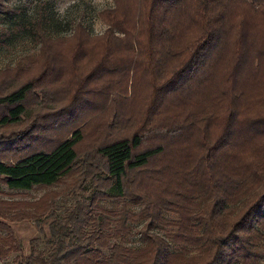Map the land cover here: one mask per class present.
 <instances>
[{
	"label": "trees",
	"instance_id": "trees-1",
	"mask_svg": "<svg viewBox=\"0 0 264 264\" xmlns=\"http://www.w3.org/2000/svg\"><path fill=\"white\" fill-rule=\"evenodd\" d=\"M111 1L100 33L35 24L36 53L0 68V184L68 177L73 198L61 216L52 189L0 198V256L264 264V0ZM112 198L117 208L100 204ZM30 219L45 252L22 253L7 223ZM131 220L138 247L114 241Z\"/></svg>",
	"mask_w": 264,
	"mask_h": 264
},
{
	"label": "rangeland",
	"instance_id": "rangeland-1",
	"mask_svg": "<svg viewBox=\"0 0 264 264\" xmlns=\"http://www.w3.org/2000/svg\"><path fill=\"white\" fill-rule=\"evenodd\" d=\"M7 5V12H0V68L13 66L22 56L33 55L38 48V39L35 35L37 24L44 35L50 37L67 36L75 23H80L90 34H98L104 29V25L97 18V11L112 5L111 0H0ZM71 178H64L60 183L50 187L40 185L30 189H9L0 184V198L33 200L47 189L56 192L53 200V211L61 216L72 204L73 198L68 192ZM121 203L120 199L112 198L101 200L107 209H115ZM129 210L135 212L138 206L126 201ZM47 219V218H44ZM10 225L14 240L17 242L22 253H26L29 244L40 251L45 252L47 244L42 230L32 219L20 221H7ZM128 233L121 242L124 246H140L139 228L141 221L131 220L128 222ZM39 225L45 231V222ZM0 229V241L5 236ZM106 253L105 249H102ZM192 252V250H190ZM15 252H8L0 256V264H15Z\"/></svg>",
	"mask_w": 264,
	"mask_h": 264
}]
</instances>
